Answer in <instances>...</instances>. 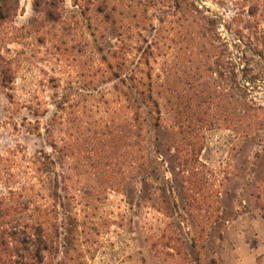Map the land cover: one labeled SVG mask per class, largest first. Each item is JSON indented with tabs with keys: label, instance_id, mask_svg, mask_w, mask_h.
Segmentation results:
<instances>
[{
	"label": "rangeland",
	"instance_id": "374dc122",
	"mask_svg": "<svg viewBox=\"0 0 264 264\" xmlns=\"http://www.w3.org/2000/svg\"><path fill=\"white\" fill-rule=\"evenodd\" d=\"M175 90L195 172L170 135ZM0 170V194L34 184L54 210L41 264H264V0H18L0 26Z\"/></svg>",
	"mask_w": 264,
	"mask_h": 264
},
{
	"label": "trees",
	"instance_id": "16d2710c",
	"mask_svg": "<svg viewBox=\"0 0 264 264\" xmlns=\"http://www.w3.org/2000/svg\"><path fill=\"white\" fill-rule=\"evenodd\" d=\"M15 3H18V0H0V26L2 23L9 21L13 16ZM111 5L112 4L110 2H106L103 3V6H101L102 11H111V13L108 14V17H106V19L108 20L112 19V12L115 11V7H111ZM191 7H193L196 12H199V7H197L195 4H191ZM51 21L55 22L56 20L53 18V20ZM198 28L199 32L197 34L199 35V37H201L202 35H204V27L198 25ZM187 40L194 41V38L190 37L189 34H187L184 40H178V43H176V41L175 43L179 45ZM186 80L188 81V79ZM141 86L143 88H146L147 86V89H149L148 92L152 91V84L141 83ZM182 93V91L178 92L177 90H175L169 95L171 103L181 105L179 109H176L177 114H175V117L173 118L174 124L170 129V135L172 141H174V144L177 147L178 154H180L181 156L180 159H182V166H184V168L186 169L190 168V171L195 172L196 162L194 163V161L185 157V154L192 153V150H190L191 147L195 148V145L197 144L194 145V142H192L191 140L193 139V133L195 132V129L192 127L193 125H187V123H189L188 119L190 120V117H188V119H186L187 117H184L185 112L183 109V104L185 103V101ZM142 96L144 97L145 94H143ZM202 97L203 95L198 100L201 105H203V103L211 105L212 98L210 93L208 94V96L206 95L204 96V98ZM146 99L153 101V94L149 93ZM247 107L245 106L240 110L239 108L236 109L238 111V118H241L243 116L251 117L249 111H251L250 109L252 107L248 105ZM187 108L191 110L189 106ZM261 110L263 111V109H260V111ZM195 114L199 119L204 116V118L199 120L202 124L209 123L207 118L208 113L206 114L205 111L197 110L194 114L191 113V115L189 116L194 119ZM210 125H213V121L210 122ZM189 147L190 149H185ZM140 148V158L143 161L144 150L142 145ZM170 150L171 149L169 148V151ZM182 153H184V155ZM43 155L44 154H42V156H38L35 162V165L37 166V172L41 175L50 172L53 165L52 162H49V157ZM144 170L145 167L142 165L141 171ZM1 172L2 171L0 170V182L3 181ZM52 197H56V194ZM195 200V198L192 199V201ZM40 201L41 195L39 191L35 189L34 184L28 187L23 186L20 189L9 188L8 194H0V264L43 263V253L50 251L52 248L49 238H54V234L52 232L54 228V210L48 209V207H42V205H40ZM178 255L181 256L182 254L179 253ZM172 259V264H182L180 262L182 260V257H180L179 259H175L174 257Z\"/></svg>",
	"mask_w": 264,
	"mask_h": 264
}]
</instances>
